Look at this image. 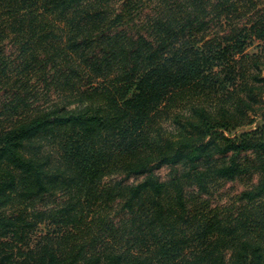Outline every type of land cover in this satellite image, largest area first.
<instances>
[{"label":"trees","instance_id":"1","mask_svg":"<svg viewBox=\"0 0 264 264\" xmlns=\"http://www.w3.org/2000/svg\"><path fill=\"white\" fill-rule=\"evenodd\" d=\"M0 264H264V0H0Z\"/></svg>","mask_w":264,"mask_h":264},{"label":"rangeland","instance_id":"2","mask_svg":"<svg viewBox=\"0 0 264 264\" xmlns=\"http://www.w3.org/2000/svg\"><path fill=\"white\" fill-rule=\"evenodd\" d=\"M254 48L251 47L249 51H253ZM170 169L168 167H163L162 169L159 170L160 175L163 178H166L169 175ZM256 179V178H254ZM249 185V181L245 180H237L233 182H228L223 185L222 188H220L214 197V200L217 204H228L234 197L246 189V187Z\"/></svg>","mask_w":264,"mask_h":264}]
</instances>
